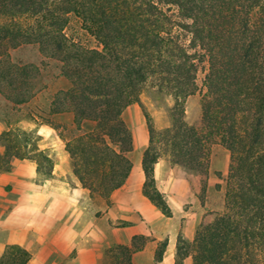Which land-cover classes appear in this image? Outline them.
I'll use <instances>...</instances> for the list:
<instances>
[{"label": "trees", "instance_id": "1", "mask_svg": "<svg viewBox=\"0 0 264 264\" xmlns=\"http://www.w3.org/2000/svg\"><path fill=\"white\" fill-rule=\"evenodd\" d=\"M73 19L97 47L69 34ZM26 45H38L69 82L41 119L61 130L97 215L132 170L134 139L124 114L137 104L149 133L144 194L166 217L173 212L158 187L161 160L192 172L204 194L214 149L230 157L222 210L193 242L179 240L176 264L189 256L193 264H264V0H0V95L13 110L36 94L38 69L11 57ZM147 89L173 100L168 128H155L141 100ZM197 93L200 115L189 124L186 104ZM66 114L70 123L51 118ZM36 139L20 128L0 134V173L26 159L49 175L52 159ZM29 259L11 246L0 264Z\"/></svg>", "mask_w": 264, "mask_h": 264}, {"label": "crops", "instance_id": "2", "mask_svg": "<svg viewBox=\"0 0 264 264\" xmlns=\"http://www.w3.org/2000/svg\"><path fill=\"white\" fill-rule=\"evenodd\" d=\"M20 124L47 141L40 150L48 151L53 166L47 175L36 162L15 159L10 172L0 173V261L8 247L17 246L30 254L27 264H176L179 240L193 242L202 222L200 216L181 217L185 206L195 202L196 181L192 172L161 160L155 174L173 216L166 217L152 204L144 194L142 165L147 126L134 130L129 177L97 215L59 135L30 117ZM8 129L0 118V134ZM178 216L188 219L182 225L176 223ZM183 264H193L192 257Z\"/></svg>", "mask_w": 264, "mask_h": 264}, {"label": "rangeland", "instance_id": "3", "mask_svg": "<svg viewBox=\"0 0 264 264\" xmlns=\"http://www.w3.org/2000/svg\"><path fill=\"white\" fill-rule=\"evenodd\" d=\"M68 32L71 35H80L83 42L89 47H97V42L80 30V24L76 19L72 20ZM11 57L15 64L21 66H34L38 69V72L36 73V75H38L35 78L37 79L35 87L36 94L29 103L24 104L20 108L16 107L14 110V106L9 104L4 97L0 95V118H3L11 129L20 128L30 132L28 129H24V125L20 124V122L29 118V115H31L38 125H47L42 119L48 118L49 116L53 95L59 90L69 88V82L64 78L59 77V64L53 60L45 59L40 53L38 45H26L17 50L11 51ZM202 80L203 74L200 72L198 78L200 85L202 84ZM141 100L146 107L154 126L162 128L170 123L168 109L173 106V100L170 97H167L164 94H158L153 89H147L142 94ZM200 111V95L197 93L187 101V122L189 124H195L198 121ZM51 118L55 121L56 125L71 122V115L68 114L52 115ZM124 119L130 127L133 135L135 129L143 127L146 130L144 116L138 105L130 107L125 112ZM60 131L61 130H54V135H59ZM32 133H34L35 138H38L36 139V144L39 148L45 147L47 141L41 140V137L35 134V131ZM62 145L65 146V143ZM229 162V153L221 147H216L212 154L210 176L206 192L204 194L202 193L201 184L193 174L196 181V199L194 203L185 206V212L181 217L189 215L188 218L190 219L194 216H200L202 217L201 224H209L214 220L215 214L223 208L225 190L224 180L228 174ZM218 172H221L222 178H219ZM219 185L220 189L217 188ZM188 218L181 219L180 216H178L176 223L180 221L183 225Z\"/></svg>", "mask_w": 264, "mask_h": 264}]
</instances>
